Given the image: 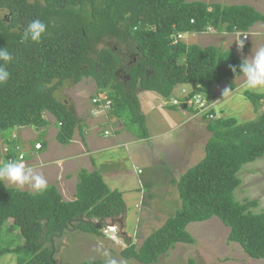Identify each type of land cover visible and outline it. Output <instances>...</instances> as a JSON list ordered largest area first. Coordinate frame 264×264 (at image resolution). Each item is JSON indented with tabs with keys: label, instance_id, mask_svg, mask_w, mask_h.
Listing matches in <instances>:
<instances>
[{
	"label": "trees",
	"instance_id": "16d2710c",
	"mask_svg": "<svg viewBox=\"0 0 264 264\" xmlns=\"http://www.w3.org/2000/svg\"><path fill=\"white\" fill-rule=\"evenodd\" d=\"M34 19L44 21L47 32L39 43H21V34ZM256 22H264V15L254 8L221 5L217 0H0V47L13 56L7 65L10 78L0 85V134L4 137L17 127H45L43 113L48 112L58 128L56 140L69 143L79 120L55 92L66 81L77 84L91 78L96 94L113 101L115 117L129 132L146 139L149 132L138 91L168 99L179 86L187 91L186 97L200 94L208 100L214 98V84L243 75L238 67L242 59L235 51L186 43L183 36L209 28L247 32ZM110 41L116 43L99 47ZM117 43H125L127 52L123 54ZM230 65L237 67L236 73ZM229 88L235 85L229 83ZM244 95L254 107L256 101L264 102V94ZM184 108L198 115L197 110ZM209 114L216 112L211 108L201 114L211 133L204 156L178 180L180 208L139 247L128 240L120 252L123 258L157 263L176 243H194L186 231L189 223L217 217L229 228L226 241L237 243L248 257L264 264V211H253L256 199L234 198L241 184L240 168L264 156V112L241 122L220 115L209 119ZM5 137L9 149L4 159L19 155L24 144ZM123 209L122 195L110 190L96 171L79 170L72 200H64L53 185L37 194L7 187L0 179V256L12 253L16 264H56L55 239L71 228L101 236L104 221ZM14 229L22 243L1 246L6 243L2 233Z\"/></svg>",
	"mask_w": 264,
	"mask_h": 264
},
{
	"label": "rangeland",
	"instance_id": "374dc122",
	"mask_svg": "<svg viewBox=\"0 0 264 264\" xmlns=\"http://www.w3.org/2000/svg\"><path fill=\"white\" fill-rule=\"evenodd\" d=\"M218 2L221 5H232L237 3L246 4L247 0L244 2L219 0ZM258 5L259 3L256 4V7H258ZM263 9H261L262 12H264ZM209 30L210 31L208 32H204L205 34H198L197 37L196 35L190 36L189 34H186L183 36V41L186 43H196L202 47L213 45L223 50H234V46L232 44L228 42L226 44H222V41H225L226 38L230 36L233 42H236L237 45L238 38L235 37L236 35L232 36L231 34L223 31L217 32L212 28ZM251 30L249 32H251ZM114 43L116 42H105L104 44H100L99 47L106 45L111 46L112 44L114 45ZM116 46L121 49L120 51H122L123 54L127 52L125 43H117ZM246 48H249L250 50L256 49L258 48V45L255 42L251 45V47L250 45H247ZM243 49L244 48H242V50ZM130 58L131 55L128 56V61ZM228 82L233 83L236 89L224 92L225 89L230 90ZM228 82H226L228 85H218L222 89H218L216 91L215 99L212 98L207 100L208 107L210 106L213 108L214 106V110L216 112L214 117H219V115H221L222 117L234 118L236 121L241 122L255 119L258 114L264 112V103L256 101L257 107H254V110L256 109L255 113L252 108V100L245 97L244 94L247 91L253 94L257 93L244 87V76L232 78ZM95 93L93 80L90 78H84L77 84H73L69 81L64 82L63 85L56 90L55 96L60 101L65 103L68 109L77 116L83 125H85L86 122L89 125H94L96 123L95 125L98 128V133L103 134L104 129L107 128L112 134L114 125L110 126V123L108 124V122H105L106 118L103 115H99L92 119L89 116L90 100L91 97L95 96ZM137 95L140 111L145 116V123L148 128V132H150L151 137H153L152 140L154 145L152 147L146 142H140L138 146V148H140V153L137 154L138 156L135 155L134 159L138 160L139 157L140 165H145L146 167L148 164L147 170H154V172L155 170H159V172L156 174L151 173L150 180H147L151 183V185L150 187H145L144 190H142L143 199L140 201L136 189H132V198L125 197L126 195L124 194L123 189L129 188L130 184L123 177L120 182L119 180L114 179L111 175H104L105 177L102 176V180L106 182L110 190H117L123 198H125L124 204L126 203L127 206L126 217L123 222L125 232L129 235L126 234L124 235V239L120 237L119 242H114L109 240L108 237L103 234L104 231L102 232V229L101 236L84 233L73 228L68 229L61 238H57L53 242L54 246L58 248V251L54 255L56 264H79L85 260H99L101 261V264H140L133 259H126L120 255L121 250L128 245L126 243L127 238L132 235L133 243L136 247H139L142 241L151 232L157 230L167 218L172 217L180 208L181 201L178 197L177 191L178 180L185 170L195 165L204 156V146L210 138L211 133H209L206 129V120L200 116L201 114L192 116L191 112L187 115H183V111L182 113H180L181 111H174L173 113L169 110L158 107L157 99H159V96L156 94L138 91ZM220 111H222V114H220ZM159 113H161V116H166H162V118H160L158 116ZM169 116L175 120L172 121L169 126L166 124V127L169 128L162 131L164 126H161L162 124L160 120L163 121L165 119L164 121H168ZM177 116H179V118H177ZM180 118L184 122H180L178 126L171 128L172 125H176L175 123H177ZM52 120L53 119L51 117V120L49 121L51 122ZM120 124L121 122L119 125ZM51 127L53 128V125L48 126L51 141L53 144H57V141L52 139L55 133H53L54 131L50 129ZM118 127L119 126H116L115 128L117 129ZM33 128H36L35 130L38 131L37 127L33 126ZM33 128L25 131L31 130L30 132H32L34 130ZM89 131L90 128H88L87 131L85 130L86 136L87 134L90 135ZM122 133L129 137L127 132ZM45 135L44 131H38L36 138L32 139L30 143L28 142V144H30L32 148L31 143L38 140L47 146L49 140L45 138ZM5 136L11 137V130L6 131L4 133V137L0 134V164L5 162L2 155L4 146L1 143L2 138L7 140ZM30 138H32L31 135ZM157 143L161 145L162 149L158 150L159 147L156 146ZM120 149L125 150L123 145L120 146ZM168 151L170 153H168ZM174 151H178L179 154H172ZM28 152L29 149L25 150V153ZM152 157L156 160L153 161ZM151 159L152 163H155V167L153 164L151 165ZM124 161L125 163L122 164ZM168 161H170L168 167H158L162 164L165 166ZM130 162L132 161L130 160ZM132 163L130 164L132 165ZM34 165L37 166L36 168L40 167L38 162L33 163L32 167H30L33 168ZM134 165L138 164L134 163ZM127 167H129V165L126 158L123 161L122 159L120 161H116L114 164L107 162L104 165L106 170L116 169L117 171H124V168ZM135 170H137V168ZM167 170L169 172H167ZM172 173H174V175ZM238 177L241 180V184L234 191L235 200L243 202L246 198L251 200L256 199L258 201V206L254 208L253 211L255 213L264 211V156L258 158L254 162L243 165L238 172ZM59 180L61 179L59 178ZM2 181L5 182L7 187L14 189L17 188L22 191L26 190L31 193L35 192V190L29 185H25L21 188L17 187L14 183H11L7 179H2ZM116 183L119 185L118 188L114 189L113 185H117ZM57 188L60 189V194L64 200H70L71 193L74 191L72 183L66 184L62 178L61 182L58 181ZM121 219L122 218L120 217V221ZM116 225H119V222ZM120 226L121 225H119V227ZM186 231L194 239V243H176L166 254L159 257L157 263L153 264H262L261 260H255L248 257L237 243L226 241L229 228L223 225L217 217H212L203 222H191L186 226ZM2 236L6 243L1 246H14L22 243V237L19 235L18 229L12 230L11 233L5 232L4 235L2 233ZM0 264H16L15 255L7 253L0 256Z\"/></svg>",
	"mask_w": 264,
	"mask_h": 264
},
{
	"label": "crops",
	"instance_id": "0c3cea01",
	"mask_svg": "<svg viewBox=\"0 0 264 264\" xmlns=\"http://www.w3.org/2000/svg\"><path fill=\"white\" fill-rule=\"evenodd\" d=\"M238 1L244 2L245 0H234V2H238ZM258 3H259V5H258L259 8L256 7V4H258ZM232 5H241V4L237 3V4H232ZM245 5H248L252 8H254L256 11H258L259 13L264 15V12L261 11V9H263V7H264V0H247ZM250 30H251V32H249ZM263 31H264V22H256L255 24H253L250 27V29L247 31L248 32V39L246 41L247 45L248 46L250 45V47H251V45L256 42L258 47L264 46V39H263L264 32ZM198 34H205V33H192L190 36L196 35V37H197ZM231 35L235 36L236 33H231ZM252 36H255V37H252ZM235 37L238 38L237 35ZM230 39H231L230 36L227 37L225 41H222V44H226L227 42L232 44L234 46L233 51L236 50L235 52L237 53V55L239 54L238 56L241 59L247 58L252 53H254L255 50L257 49V48L251 49V50L249 48L247 49L246 48L247 45H246L243 50H237L236 49V42L234 43L233 40L232 39L230 40ZM230 41H232V42H230ZM242 76H244V75H242ZM239 77H241V76H239ZM239 77H236V78H239ZM218 85L224 86V85H228V83L214 84V86H213L214 98L213 99H215V97H216V94H215L216 91L218 89H222ZM234 89H236V87ZM143 92H150V91H143ZM150 93L155 94L153 92H150ZM215 101H217V100H215ZM216 104H217V102H216ZM252 108H253V111L256 110V109L254 110V106ZM171 112L174 113V111H171ZM255 113H256V111H255ZM220 114H222V111H220ZM45 115H46V117H45ZM158 116L160 118H162V116H166V115L161 116V113H159ZM51 117L53 120L50 122L49 120H51ZM44 118L47 120L48 124L45 127H37V128H38L39 132L44 131V133L46 134L45 138L47 140H49V142H48L47 146H42V148L39 151L36 152V151L30 150L31 146H30V144H28V142L30 143L32 139L36 138V134L38 133V131L35 130L36 128L21 127V128L15 129L14 133L16 132V134L18 135L20 143L24 144L23 148L25 150L29 149L27 156H29L28 162H29L30 166L32 167V164L37 163V162L40 164L39 168H36L37 166L34 165L33 169L36 173L42 174L44 176V178L48 182V185H53L60 192V189H58L57 187H58V181L61 182L62 178L66 182V184L67 183L73 184L74 191H73V193H71L70 200H72L74 198L75 187H76V183L78 181V172L81 169H84L89 173L96 171L101 176L111 175L112 177H114V179L119 180L120 182L122 181L123 178L126 179L127 182L130 184L129 188L123 189V192L126 195L125 197H127V198L133 197V195H132L133 190L132 189H134V190L136 189L138 196L140 198L139 181H142L144 187H146V188L148 186L150 187L151 183H149L147 180H150L151 173L156 174L157 172H159V170L158 171L155 170V172H154V170H150V171L147 170L148 164L146 167H145V165H140L139 157H138V160L134 159V156L137 155L138 153H140L139 152L140 148H138L140 142H146L150 146L153 147V145H154L153 140H152L153 137H151L150 132H149L148 138H146V139L138 138L134 134H130V132L126 128H124V126L122 124L119 125V123H120L119 121H117V120L114 121L113 119L110 118L109 120H106V121H108V124L110 123V125H114L116 122L118 125H115V126H119L117 129L115 127H113L112 134L110 131L107 130L109 132V134L105 136L104 134L98 133V128L95 124L89 125L86 122V124L83 125V123H80L81 127L76 128V130H75L76 132H74V135H73L71 141L65 145H61L56 140V138H54V136H56V133L58 131V128L54 124V117L51 116L49 113H44ZM177 118H179V116H177ZM164 120L163 121L160 120V122L162 124L161 126H164L162 128V131L167 130L169 127L167 128L166 124H168V126H169V124L172 121H174L175 119L173 120L172 117L169 116L168 121H164ZM180 122H184V121H182L180 118L177 121V123H175L176 125H172L171 128L178 126L180 124ZM49 125H51V126L53 125V128L52 127L50 128V129H52V131H54L53 133H55V135L53 136L52 139H55L57 141V144H53V142L51 141V138L49 135L50 130H48ZM83 127H85V128H83ZM30 128H33L34 129L33 131H35V132H33V131L30 132L31 130L25 131V130H29ZM88 128H90V131H89L90 135L87 134V136H86L85 130L87 131ZM53 129H55V130H53ZM162 131H161V133H162ZM122 132H127L129 137L130 136L131 137L130 138L127 137V135H124ZM30 135L32 136V138H30ZM37 142L44 144L43 142L36 140L35 143H37ZM121 145L124 146L125 150L120 149ZM156 146L159 147L158 150L162 149L161 145H159L158 143ZM164 146H165V144H164ZM178 150H180V149H178ZM168 153H170V152L168 151ZM173 153L179 154L178 151H174V152H172V154ZM177 156H175V157H177ZM160 157H164V156H160ZM180 157H182V156H180ZM125 158L128 160L129 167L124 168V171L123 170L117 171L116 169L106 170V168H104V165L107 162L114 164L116 161H120L121 159L123 161ZM152 159H153V157H152ZM152 159H151V165L153 164L155 167V163H152ZM130 160L133 163L130 162ZM154 160H156V159L154 158L153 161ZM124 163H125V161L122 162V164H124ZM130 163H132V165ZM134 163L138 164V165H134ZM169 164H170V161H168L165 164V166H164V164H162L161 166H158V167L159 168L168 167ZM149 166H150V163H149ZM136 168H137V170H140L141 173H137V171L135 170ZM167 172H169V171L167 170ZM172 174L174 175V173H172ZM169 175H171V174H169ZM59 178L61 180H59ZM3 183L5 184V182H3ZM116 184L117 185H113L114 189L118 188L119 184L118 183H116ZM124 199L125 198H123V200ZM126 206L127 205L125 203V208H126Z\"/></svg>",
	"mask_w": 264,
	"mask_h": 264
},
{
	"label": "clouds",
	"instance_id": "9594fccd",
	"mask_svg": "<svg viewBox=\"0 0 264 264\" xmlns=\"http://www.w3.org/2000/svg\"><path fill=\"white\" fill-rule=\"evenodd\" d=\"M217 2H218V0H217ZM47 28H48V25L44 21H42L40 19L32 20L27 25V27L23 31V33L21 34L20 42L21 43H28V42L39 43L41 41L43 35L47 32ZM209 29H211V28H209ZM209 29L207 30V32L210 31ZM235 33L238 36L236 49L242 50L239 48H244L247 45L246 41L248 39V32H241L240 31V32H235ZM242 35L247 36V38L245 40H242V38H241ZM243 45H244V47H243ZM12 60H13L12 53L10 51H8L7 48L0 47V62H2V63H0V85L7 83V81L10 78V72L7 68V65ZM229 67L231 68V71L233 73L237 72L236 66L230 65ZM238 67H239V72L243 73L244 78H245L244 87L248 90L256 92L257 94H264V46L258 47L254 53H252L247 58L242 59L241 63L239 64ZM94 85H95V83H94ZM175 89L176 90H174L173 95L170 96L168 99L162 98L158 95L159 99H157V102H158L159 108L166 109L169 111H176V112L181 111L176 105H172L169 103H167V104L163 103V101L168 102V101H171L172 98H174V97L179 98L182 95L181 91L183 88L178 86ZM225 91H231V90L225 89L224 92ZM95 92L97 93L96 86H95ZM96 93H95L94 97H91V100L89 98V100H90L89 116L91 118H96L99 115H103L106 118V120H109L111 118L114 121L117 120V121L121 122V124L124 126L122 121L120 119H118L117 117H115V115L112 113L113 101L110 98H108V96L106 94H101V93L96 94ZM137 98H138V95H137ZM93 99H97V101L93 102ZM206 101H207V99H206ZM261 102L264 103L263 101H261ZM171 106H176L175 110L174 109L172 110ZM210 109H211V107L209 106L205 112L197 113V114L198 115L204 114V113L208 112ZM212 109H214V106ZM44 113H48V112H44ZM44 113H43V118H44ZM180 113H182V111ZM188 113H191V112H188L185 109L183 110V115L184 114L187 115ZM194 114H196V113H192V116H197ZM210 115H211V117H210ZM51 116H53V115H51ZM213 117H214V115H212V114L208 115L209 119H211ZM106 120H105V122H108ZM80 123L81 122L79 120V126L76 128L81 127ZM54 124H55V118H54ZM115 125H118V124L115 122L113 127H116ZM145 125H146V123H145ZM30 127H33V126H30ZM17 128H21V127H17ZM17 128H15V129H17ZM76 128H75V130H76ZM124 128H126V126H124ZM146 128H147V126H146ZM14 130H11V136L15 139H19L16 132L14 133ZM75 130H74V132H76ZM107 130L108 129L105 128L103 131V134L105 136L109 134V132ZM147 130H148V128H147ZM1 143L4 146V148H7L6 152H5L4 148L2 151V155H3V159H4V156L8 152L9 144L5 143L3 139H1ZM37 143H39V142H37ZM35 144H34V148H35ZM39 144L41 145V147L39 149L35 148V151H39L42 148V144L41 143H39ZM15 148L17 150L18 146H15ZM21 150L25 151V149H21ZM23 151L21 153H19V154H22V156H23V159L21 158L20 162H17V161L6 162V159H4L5 162L3 164H0V179H7L11 183H14L17 187H21V188L25 185H29L32 189L35 190V193H37V194L42 193L48 187L47 180L44 178V176L42 174L36 173L34 171V169L30 167L28 159H26L23 155V153H24ZM12 158H15L16 160H18L17 159L18 155H16L15 157H12ZM136 171H137V173H141L140 170H136ZM139 186H140L139 187V193H140L139 201H140L143 199L142 190H144L145 187L143 186L142 181H139ZM120 217L122 218L120 223H119V225H121L120 227H119V225H116L118 223H110V222L106 223L107 220L114 219V218L120 220ZM125 217H126V208H125V204H124V209L120 215H118L117 217H114V218L106 219L104 221L101 229H102V232L104 231L103 234L106 237H108L109 240H112L114 242H119L120 237L124 239V235L127 234L125 232L124 222H123ZM95 222H96L97 227H99L100 226L99 221L95 220ZM127 235H129V234H127ZM132 237H133L132 235H131V237L129 236L126 240V243L128 240H133Z\"/></svg>",
	"mask_w": 264,
	"mask_h": 264
},
{
	"label": "built area",
	"instance_id": "2783aa9c",
	"mask_svg": "<svg viewBox=\"0 0 264 264\" xmlns=\"http://www.w3.org/2000/svg\"><path fill=\"white\" fill-rule=\"evenodd\" d=\"M181 35H178V38H180ZM242 40H245L247 38V36L242 35ZM244 47V45H243ZM242 49V48H239ZM182 95L179 98H172L171 101H163L164 104H172V105H176L181 111H183L186 107L192 108L193 110H197V113H202L205 112L208 109L207 106V101L205 98H203L200 94H195L192 97H186L187 96V91L185 89H182ZM186 97V98H184ZM97 99H93V102H96ZM182 104V105H181ZM211 117V115H210ZM41 147V145L39 143L35 144V148L39 149ZM5 152L7 151V148H4ZM21 158L23 159L22 154L18 155V160H16L15 158L12 157H8L6 158V162H11V161H17L20 162ZM24 162V161H23Z\"/></svg>",
	"mask_w": 264,
	"mask_h": 264
},
{
	"label": "water",
	"instance_id": "95a60500",
	"mask_svg": "<svg viewBox=\"0 0 264 264\" xmlns=\"http://www.w3.org/2000/svg\"><path fill=\"white\" fill-rule=\"evenodd\" d=\"M108 222H110V223H120V220L119 219H116V218H114V219H110V220H107V222L106 223H108Z\"/></svg>",
	"mask_w": 264,
	"mask_h": 264
},
{
	"label": "bare ground",
	"instance_id": "6f19581e",
	"mask_svg": "<svg viewBox=\"0 0 264 264\" xmlns=\"http://www.w3.org/2000/svg\"><path fill=\"white\" fill-rule=\"evenodd\" d=\"M176 29V28H175ZM173 35V34H172ZM191 95V94H190ZM207 95V94H206ZM192 96V95H191Z\"/></svg>",
	"mask_w": 264,
	"mask_h": 264
}]
</instances>
